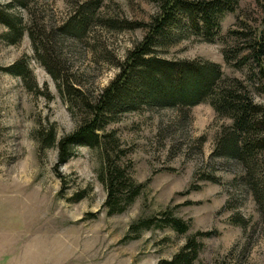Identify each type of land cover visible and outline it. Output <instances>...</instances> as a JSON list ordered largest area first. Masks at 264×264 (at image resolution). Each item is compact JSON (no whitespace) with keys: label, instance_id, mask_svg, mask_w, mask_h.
Listing matches in <instances>:
<instances>
[{"label":"rangeland","instance_id":"1","mask_svg":"<svg viewBox=\"0 0 264 264\" xmlns=\"http://www.w3.org/2000/svg\"><path fill=\"white\" fill-rule=\"evenodd\" d=\"M89 1L0 0L21 29L10 43L0 23V264H163L190 238L200 249L189 264H264V186L254 190L238 160L211 155L232 121L208 102L118 114L100 131V145H75L58 164L60 138L87 117L159 13L150 0H99L84 33L65 28ZM263 28L264 0H240L212 42L172 29L182 39L157 55L219 64L226 81L264 107V80L245 60ZM107 157L142 185L116 214L105 205ZM169 216L188 230L177 232Z\"/></svg>","mask_w":264,"mask_h":264},{"label":"trees","instance_id":"2","mask_svg":"<svg viewBox=\"0 0 264 264\" xmlns=\"http://www.w3.org/2000/svg\"><path fill=\"white\" fill-rule=\"evenodd\" d=\"M150 1L158 5L159 13L145 26L146 33L142 41L128 52L125 61L119 66V72L103 89L98 101L88 106L87 117L76 130L60 138L58 164L67 161L75 145H100V131L107 121H115L118 114L139 112L146 108L181 111L208 102L218 117L232 121L230 126L223 127L217 133L211 155L238 160L247 169L249 177L252 176L256 181L251 179L253 189L259 191L258 184L264 186V176L257 179L255 174L260 167H264V157L261 156L264 152V107L254 102L244 86L234 87V81H226L219 64L201 59L170 60L157 55L159 47L182 39L171 32L172 29L185 28L188 33L212 42L219 32L223 16L235 12L240 0ZM20 5L25 6L22 1ZM99 7V0L80 4L65 28L77 34L84 33L92 24L91 19ZM12 21L10 15L0 9V23L10 31L6 37L9 40L12 37L14 40L10 43H15L21 37V29H17ZM108 24L115 26L114 21ZM128 29L131 28L128 26ZM238 35L245 37L244 33ZM258 37L247 44L245 60L249 59L257 66L264 80V28ZM32 40L34 42L35 38L32 37ZM224 60L229 62L227 56ZM14 69L10 68L9 73L17 74ZM107 140L110 141L109 137ZM110 142L111 147L112 144L117 146L116 139ZM103 170L107 213H120L137 196L142 185L134 183L125 169L114 160H108V157ZM149 222L152 221L147 219L144 224L148 226ZM167 223L179 233L188 230V224L180 218L169 216ZM208 234L196 233L201 237ZM199 249V243L190 238L172 259L161 263L189 264Z\"/></svg>","mask_w":264,"mask_h":264}]
</instances>
